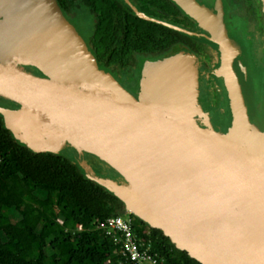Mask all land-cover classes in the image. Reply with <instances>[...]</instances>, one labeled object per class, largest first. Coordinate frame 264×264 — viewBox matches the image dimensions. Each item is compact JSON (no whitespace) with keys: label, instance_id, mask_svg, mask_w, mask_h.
I'll return each instance as SVG.
<instances>
[{"label":"water","instance_id":"95a60500","mask_svg":"<svg viewBox=\"0 0 264 264\" xmlns=\"http://www.w3.org/2000/svg\"><path fill=\"white\" fill-rule=\"evenodd\" d=\"M124 1L140 18L214 43L220 63L212 73L224 81L229 119L214 118L200 104V63L193 52L146 61L133 94L99 66L57 0H0V115L6 128L34 152L59 153L69 143L100 158L123 181L102 177L80 160L86 175L202 264H264V112L257 111L221 2L211 9L197 0H173L197 21L204 31L198 33ZM201 172L242 201L212 205L225 223L190 236L171 225L186 227L187 219L184 200L169 181Z\"/></svg>","mask_w":264,"mask_h":264},{"label":"trees","instance_id":"16d2710c","mask_svg":"<svg viewBox=\"0 0 264 264\" xmlns=\"http://www.w3.org/2000/svg\"><path fill=\"white\" fill-rule=\"evenodd\" d=\"M141 1L148 14L182 26L183 14L173 0ZM101 3L98 1L97 7L103 11V18L94 44L105 62L98 64L105 70L115 66L132 78L134 68L130 63H109L110 60H128L136 50H165L175 39H194L136 16L122 0ZM113 37L115 43L107 42ZM26 69L38 73L35 68ZM215 87L211 95L219 102ZM0 102L5 100L0 97ZM94 168L103 177L116 178L118 174L112 168L106 171L100 164ZM12 193L16 199L7 205ZM27 204L35 205L43 214L46 234L41 228L28 225ZM127 213L116 195L86 175L77 158L65 153L32 151L14 138L0 115V264H119L117 247L97 225L106 218ZM131 216L142 236L148 237L143 231L150 232L158 257L164 259L159 264H202L178 249L161 229ZM80 225L82 229H78Z\"/></svg>","mask_w":264,"mask_h":264},{"label":"flooded vegetation","instance_id":"af4514ba","mask_svg":"<svg viewBox=\"0 0 264 264\" xmlns=\"http://www.w3.org/2000/svg\"><path fill=\"white\" fill-rule=\"evenodd\" d=\"M101 1L102 3H110L114 0H57L62 12L64 15L74 24L75 28L81 34L83 39L85 40L86 44L89 46L91 51L96 57L97 63H105L102 59L99 58L96 46L94 41L96 40L97 29L100 23L101 18H103V11L97 7V2ZM124 1V0H122ZM132 3L136 6V8L144 13L142 9L143 2L141 0H131ZM200 4L205 5L211 9L215 4L214 1L216 0H197ZM225 8L226 3L223 0ZM239 3L244 10V20L245 23L248 24L249 30H251V37L255 39L261 46H264V12L261 0H234ZM125 2V1H124ZM214 2V3H213ZM101 3V4H102ZM129 7V5L126 3ZM175 8L181 12L182 20L184 22L181 24V27L187 28L192 31H196L198 33H203V29L199 27L197 21L193 19L190 15H188L179 5L174 2ZM130 8V7H129ZM131 9V8H130ZM175 9V10H176ZM132 10V9H131ZM227 12L228 9L226 8ZM133 11V10H132ZM133 13L138 16L134 11ZM148 14V13H147ZM151 15V14H149ZM157 18L154 15H151ZM174 17L177 16L176 13L173 15ZM139 17V16H138ZM159 19V18H158ZM150 21V20H149ZM227 25L229 30L232 33L235 42L237 43L238 47L241 50L243 55V59L247 64L248 70V77L251 81L252 88H254V79L256 74V67L258 66L261 70L264 67V53L259 55L256 48H251L245 41H249L248 36L242 39V34H240L235 26V21L231 17V14L228 12V19L226 18ZM195 24V25H194ZM191 27V28H190ZM195 28V29H192ZM242 32V31H241ZM111 38V33L108 34ZM193 37V36H192ZM106 39L109 43H115L116 39L113 37L112 39ZM194 39H175L172 42V45L165 50H158L157 47L153 48V50L149 51H132L131 54L128 56V60H117L112 61L110 60L109 63H130L133 66L134 71L132 74V78L124 72V70H120L115 66L109 71L113 73V75L117 78L119 82L132 92L133 94H137L138 90V83L141 76V71L144 63L148 60H155L162 58L164 56H168L172 53H175L178 50H189L193 52L198 60H199V102L202 107L206 110H210L212 116L214 118L223 119L224 121L229 119L230 114V107L228 103V95L227 90L224 86L223 79L217 78L213 73L212 70L214 67L218 66L220 63L219 57L216 55V48L212 41L204 38V37H193ZM195 38L197 40H195ZM107 46V45H106ZM256 49V50H255ZM256 63H259L258 65ZM261 76V74H260ZM210 79L219 80L221 83H217V91L220 94V101H215L209 95L213 89L211 87L210 90L207 89L206 84L204 82ZM260 79V77H259ZM210 89V88H209ZM224 96V97H223ZM224 98L226 99V103L224 104ZM264 102V101H263ZM260 102L257 104L258 110L260 107ZM259 114L262 112L258 111ZM228 118V119H227ZM121 177V175H120ZM119 179V177H116Z\"/></svg>","mask_w":264,"mask_h":264},{"label":"bare ground","instance_id":"6f19581e","mask_svg":"<svg viewBox=\"0 0 264 264\" xmlns=\"http://www.w3.org/2000/svg\"><path fill=\"white\" fill-rule=\"evenodd\" d=\"M169 182L173 184L172 193L176 198L184 200L181 210L187 219L186 227L174 222H171V225L186 235L191 236L202 230L224 224L223 218L213 212V207L222 209L226 206L239 205L242 201V197L233 189L223 186L218 180L203 172L198 173L195 177L176 179V181L171 179Z\"/></svg>","mask_w":264,"mask_h":264},{"label":"rangeland","instance_id":"374dc122","mask_svg":"<svg viewBox=\"0 0 264 264\" xmlns=\"http://www.w3.org/2000/svg\"><path fill=\"white\" fill-rule=\"evenodd\" d=\"M214 2H215V4L213 6V9L216 7L217 2H221L222 7H223L224 12H225V15H226V18L228 19V12H229V14H231V17L235 21V26H236L237 31L239 29L238 32L240 34H242V36H241L242 39L244 40L246 38V35H247L248 38H249V41L246 40L245 42L251 48H256L258 54L262 55L264 53V46H261L255 39H252L251 32H250L251 30H249V26H248V24L245 23V20H244L245 19L244 18L245 13H244L243 7L239 3L236 4V2L234 0H225L226 6H227L226 8L228 9V12H227V10H226V8L224 6V3H223L224 1L223 0H216ZM256 64L258 65L259 63H256ZM258 66H260V65H258ZM258 66L256 67V71L257 72L254 75L255 76V79H254V88L255 89L252 88L250 79H249V82H250V85H251V90H252L253 96H254L255 101H256V108H257L258 102L261 103L260 107H259L260 110H258V108H257V111H260V112L263 113L264 112V102H263L264 101V67H262L261 70H259L260 68ZM260 74H261V76H260ZM259 77H260V79H259ZM217 78H221V77H217ZM217 83H221V82L219 80H216L215 78L214 79L207 78V80L204 82V84H206L207 89L210 90V92H211V87L213 89V86H216ZM223 83H224V81H223ZM217 94L218 93H216V95ZM209 95L212 96L211 93ZM214 96H215V94H214ZM212 98H213V96H212ZM225 101H226V99L224 98V104L226 103ZM228 103H229V101H228ZM220 120H223V119H220ZM59 153H65V154H67L69 156H72L73 158H77L80 166L84 169L83 165H81V163H80V160H83V162H85V164H87V166L89 168H91V170H93L96 174H98V173L95 171V168H94L95 164L103 165L106 171L108 169L112 168L111 166L107 165V163L103 162L100 158H98L97 156H95L93 154H90V153H87V152L79 153V151H77L69 143L66 144L59 151ZM84 171H85V169H84ZM118 174L116 176L119 177V180L123 181L122 176L120 177V174L119 175ZM15 199H16V196H15V194L12 193L10 198L7 200V205H10ZM39 211L40 210L38 208H36L35 205L27 204L26 221H27V223H28V225L30 227H39V228L42 229L43 233L46 234L47 233V228L44 226L43 214L39 213Z\"/></svg>","mask_w":264,"mask_h":264},{"label":"built area","instance_id":"2783aa9c","mask_svg":"<svg viewBox=\"0 0 264 264\" xmlns=\"http://www.w3.org/2000/svg\"><path fill=\"white\" fill-rule=\"evenodd\" d=\"M97 228L102 229L113 240L119 264H159L164 259L159 258L150 238L135 228L131 213L116 215L99 222ZM82 229V225L78 226Z\"/></svg>","mask_w":264,"mask_h":264}]
</instances>
